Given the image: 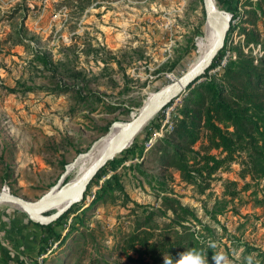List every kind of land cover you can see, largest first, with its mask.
I'll use <instances>...</instances> for the list:
<instances>
[{"label":"rangeland","instance_id":"obj_1","mask_svg":"<svg viewBox=\"0 0 264 264\" xmlns=\"http://www.w3.org/2000/svg\"><path fill=\"white\" fill-rule=\"evenodd\" d=\"M224 1L236 16L214 64L144 125L133 156L118 154L114 170L107 165L81 201L46 223L70 236L42 264H154L129 260L137 256L126 241L143 227L153 240L183 239L186 256L202 240L208 264L217 253L241 264L249 243L264 251V178L245 170L250 148L209 176L195 170L202 155L225 154L202 124L215 88L264 123V0ZM207 22L202 0H0V190L34 201L74 178L78 158L113 124L188 70ZM252 92L255 106L245 103ZM213 107L212 120L233 132ZM112 173L117 183L104 187ZM225 181L236 182L234 195L222 194Z\"/></svg>","mask_w":264,"mask_h":264},{"label":"trees","instance_id":"obj_2","mask_svg":"<svg viewBox=\"0 0 264 264\" xmlns=\"http://www.w3.org/2000/svg\"><path fill=\"white\" fill-rule=\"evenodd\" d=\"M217 1L222 5L224 9L229 11L233 10L228 8L229 6L224 0H217ZM220 52L218 56L220 55ZM218 56L216 57V59L218 58ZM215 60L213 61L212 65L214 64ZM256 89L257 88L252 86V90H256ZM255 96H256L255 92L249 94L250 98L246 99L245 103L246 104L249 103L250 100H252L253 102ZM255 102L256 101H254L253 106L256 105ZM213 104H214L213 107L214 110H221L225 112L226 120H229L232 123V126L234 128L233 132L223 129L221 126H219L212 120L213 115L211 113L212 110L211 105ZM247 110L248 109L240 108V104H234V106L231 105V102L224 99L222 95V91L218 88H215L212 99L210 100L209 105L204 112L202 124L204 128L207 130L206 137L208 139L209 145L212 148L220 149V151L224 152L225 154L221 157L208 153L202 155L200 159L202 161V166L195 169L197 172L206 170L209 176L221 165L231 161L234 158L236 152L240 150H244L246 147H249L252 153L249 155L247 160L243 161L245 162V166H246L245 170L252 175H257L264 178V128H263L264 123L262 124V126H260L258 123L251 120L249 115H246ZM248 123H250V126ZM138 141H139L138 136H136L133 140V145L122 152V154H124L123 155L124 158L128 156H133L135 154L136 148L139 145ZM192 141H194V139H192L190 142ZM142 150H143V146L140 145L138 150L139 155H141ZM124 158L122 159V161L124 160ZM119 163L120 162H118V159L116 157L108 161L97 172L94 178H96L101 171L106 170L105 168L107 165H110L111 169L114 170ZM117 179H118V173H112L109 179L107 180V182L104 184V187L109 186L108 184H110L112 180L114 181V183H117ZM224 183H227V185L224 184L225 189L222 194L223 195L229 194L231 196L234 195L236 191H229V186L230 185L235 186L236 182L225 181ZM263 204L264 203L260 202L259 206H263ZM177 205L180 209L184 211L187 210L186 209L187 207L185 205H182L180 202H178ZM143 207L144 209H148L146 205H144ZM194 216L196 217L197 215ZM144 218H145L144 219L145 222L143 224L147 225L149 223L147 220H149L150 217L146 216ZM54 222L50 224L41 225L42 236L40 240L39 252H45L49 248V246L52 245L53 242L59 241L58 243H63L67 241V238L70 236L69 233L65 238H63L61 235V231L56 229L55 227L56 223L54 224ZM177 223L182 225L180 220L177 221ZM143 228L147 229L144 231L143 234H139L140 231L137 229L136 232L131 234L126 241L127 247L130 248L137 256V257L131 256L129 257V260L136 263H147L148 261H151L154 264H180L179 260L181 258L184 259L187 252L189 251L188 249L185 250L184 247H186L187 244L184 245L185 241H183V239L179 238L173 240V239H169L166 236H162V238L160 239L155 238L153 240L152 233L149 232L150 230L149 227H143ZM192 241L194 242V246H195L194 247L195 252L192 251L193 254H198L204 261V264H208L207 255L205 254V250L202 249L204 246L203 244L204 242H202V240H199L198 238H193ZM249 244L252 245L247 244L248 246L246 245L247 249L245 250L250 251L251 253L249 254H252V256L248 258L246 257L248 254L246 252H243L242 254L245 257L242 260L241 264H260V257L264 256V251L261 250L262 247L258 244H253V243H249ZM255 250L257 251V253L256 255L253 256Z\"/></svg>","mask_w":264,"mask_h":264},{"label":"water","instance_id":"obj_3","mask_svg":"<svg viewBox=\"0 0 264 264\" xmlns=\"http://www.w3.org/2000/svg\"><path fill=\"white\" fill-rule=\"evenodd\" d=\"M202 6L206 20L210 21L217 30V36L212 47L194 67L185 71L177 79L155 92L148 102L143 105L142 110L137 115L129 121L121 123L122 126L116 136L114 144L103 156L91 165L79 179L71 178L67 180L62 183L59 189L54 193L47 192L40 198L30 201L21 196L0 190V203L9 202L16 204L25 211L34 222L46 224L57 219L71 205L81 201L84 191L97 172L108 161L114 159L118 154L127 149L126 146L133 142L136 135L154 115L162 111L174 99L198 81L201 75L210 69L213 61L224 47L227 36L235 20V15L231 11L219 7L216 0H202ZM68 190L78 191L79 197L78 199L69 202L61 212L57 213L47 221H43L33 216L36 209L58 199Z\"/></svg>","mask_w":264,"mask_h":264},{"label":"crops","instance_id":"obj_4","mask_svg":"<svg viewBox=\"0 0 264 264\" xmlns=\"http://www.w3.org/2000/svg\"><path fill=\"white\" fill-rule=\"evenodd\" d=\"M42 226L12 207L0 208V264H42Z\"/></svg>","mask_w":264,"mask_h":264},{"label":"bare ground","instance_id":"obj_5","mask_svg":"<svg viewBox=\"0 0 264 264\" xmlns=\"http://www.w3.org/2000/svg\"><path fill=\"white\" fill-rule=\"evenodd\" d=\"M216 36H217V30L214 28L212 23L210 21H208L207 24L205 25L203 36L200 37L198 40L197 54L191 60V62H188L189 65L187 64L188 70L191 69L192 67H194L205 56V54L212 47V45L216 39ZM154 94H149L146 103ZM166 108H167V106L163 109V111ZM141 110H142V108H140L138 110V113ZM137 114H135V115H137ZM135 115H132V117H134ZM121 126H122L121 123L113 124L109 128V131L107 132V134L93 147L92 151L88 155H86L87 157L81 156L82 159L78 158L79 160L76 161L75 164H77L78 162L81 161L82 165H79V167L75 173L74 179H79L87 171V169L91 165H93L101 156H103L111 148V146L114 144V142L116 140V136H117ZM130 145H131V143H129L126 147L127 148L130 147ZM71 168H72V166H71ZM60 186H61V183L52 187L51 190L49 191V193L56 192ZM4 191H5V189H4ZM78 197H79L78 191L68 190L58 199L36 209L33 216H35L36 218H39L43 221H47L48 219L54 217L57 213L61 212L68 205L69 202L78 199ZM45 212H49V215H44Z\"/></svg>","mask_w":264,"mask_h":264},{"label":"clouds","instance_id":"obj_6","mask_svg":"<svg viewBox=\"0 0 264 264\" xmlns=\"http://www.w3.org/2000/svg\"><path fill=\"white\" fill-rule=\"evenodd\" d=\"M214 264H232L226 255L217 253L213 257ZM180 264H204V261L198 254H189L180 261Z\"/></svg>","mask_w":264,"mask_h":264},{"label":"built area","instance_id":"obj_7","mask_svg":"<svg viewBox=\"0 0 264 264\" xmlns=\"http://www.w3.org/2000/svg\"><path fill=\"white\" fill-rule=\"evenodd\" d=\"M163 111V110H162Z\"/></svg>","mask_w":264,"mask_h":264}]
</instances>
